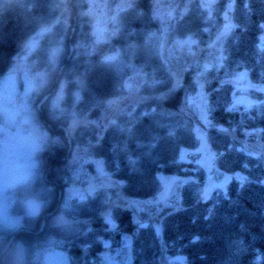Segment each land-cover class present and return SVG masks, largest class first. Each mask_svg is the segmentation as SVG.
I'll return each instance as SVG.
<instances>
[{
    "label": "trees",
    "instance_id": "obj_1",
    "mask_svg": "<svg viewBox=\"0 0 264 264\" xmlns=\"http://www.w3.org/2000/svg\"><path fill=\"white\" fill-rule=\"evenodd\" d=\"M72 4L76 10L75 0ZM152 4L153 0H135L134 6L118 16L121 28L113 44L129 52L124 66L112 67L103 61L109 52L107 41L94 43L85 56L75 49L60 73L69 82L64 117L62 109L49 110L48 99L43 114L50 120L69 121L100 106L101 100L126 94L127 75L145 76L149 84L139 91L144 98L119 112L100 139L94 125L77 127L76 135L88 153L104 157L106 169L120 182V188L112 190L114 200L154 197L162 188L161 175L178 176L180 200L160 211L159 222L146 220L145 227L135 221L132 209L116 206L114 229L100 215L104 196L79 201L72 205L75 218L92 223L86 231L92 237L75 240L72 252L86 264H104L89 252L102 251L105 245L116 247L120 235L129 233L131 264H264V155L255 156L242 143L246 131L260 129L264 134V106L254 104L244 111L231 108L232 84L227 81L245 71L253 82H264V0H213L209 8L201 7L204 3L199 0H182L180 5L186 10L164 23L172 53L165 47L163 56L155 43L161 24ZM64 6V0H0V79L20 57L32 69L48 71L50 50L61 39L64 43ZM226 26L230 32L222 42L221 63L206 64L204 60L215 61L207 51ZM40 32L37 45L26 52L25 45ZM188 37L195 40L199 60L191 59L184 45H175L176 40ZM178 68L182 69L179 83L174 76ZM50 90L49 86L39 96ZM192 94L210 102L204 133L217 169L239 172L245 178L232 179L226 191L206 199L197 192L202 174L191 171L194 163L180 159L184 149H196L201 142L195 128L197 113L190 107ZM255 94L262 97L258 91Z\"/></svg>",
    "mask_w": 264,
    "mask_h": 264
},
{
    "label": "flooded vegetation",
    "instance_id": "obj_2",
    "mask_svg": "<svg viewBox=\"0 0 264 264\" xmlns=\"http://www.w3.org/2000/svg\"><path fill=\"white\" fill-rule=\"evenodd\" d=\"M73 1L74 0L64 1L67 5V7L64 6V27L67 24L70 26L68 28L69 34L67 38L68 51L66 53V56H64V60L60 65V67L62 65L65 66L66 63L65 60L67 59L69 54V47H70L69 36L71 34V30L73 27L74 30L71 38V44L73 46L72 54L74 53L75 49H78V50H82L83 51L82 53L85 56L88 54L89 49H94V45H93L94 43L98 45L99 43H102V40H104L106 37H108V39L106 38L107 41L106 47L108 49L119 46L117 44L114 45L113 42L115 41V37H116V32H117L116 29L121 28V26L118 21L116 24L118 26H114L111 20V17L113 16V13L115 11V7L117 6V0H100L99 4L95 3L94 5H88V6L86 2H84V0H75L76 10L72 6ZM132 1L133 2L130 7L134 6L133 4L135 3V0ZM154 1L155 0H153V4ZM153 4H152V12H153ZM90 7H91V13H87ZM176 12H177L176 15L180 14L178 10ZM162 27L163 26L161 25V30ZM105 28H107V30H109L110 33H114V34L112 35L109 34L107 36H104L103 33L97 34L98 30H102ZM75 34H76V40H73ZM112 54H113L112 52L110 53L108 52L106 55H112ZM24 59H25L24 57L17 58V61H21L17 65V68L19 67V69L11 68V70H19L21 72L22 79L24 82V89H25L26 67L25 64L22 63ZM116 59L109 62V64H111L112 67H115L117 63ZM31 73L32 75H35L36 71L33 69ZM113 75L115 76V74H111L110 77H112ZM128 78H130V75H127L125 77L124 87L127 83L130 82L129 84L130 94L131 95L140 94L139 91L143 90L145 87H143L142 84L139 82V77L133 76V79L131 81H128ZM0 81H2V78ZM68 84L69 82L64 78H61L60 74L59 75L55 74L54 80L51 84V90L49 91L52 93L51 95L49 92L45 94L48 95L47 99L49 100L58 91V89H60V92L62 90V95L60 96L63 100L62 104L60 105L62 109L61 111L62 117H64V102L66 101V99H64V95L66 96L67 94L66 89ZM0 88H1L0 90L1 93L4 96L3 102H7L8 106H10L11 109H15L16 107L19 108V104H20L19 102L20 100L23 99L24 92L22 93L21 96L17 98H10L5 94L4 90L2 89L1 82H0ZM125 88L128 92L129 88L128 89L127 87ZM78 94H79V98L77 99L78 101L79 100L81 101L82 97L80 96V93ZM126 95L128 94L127 93L124 94V96ZM43 97L44 96H42L39 99V101H41ZM121 97H111L109 99L101 100L100 106H92L90 109L86 110L84 114L88 115L92 111L94 112L98 109H101L102 106L106 104L108 106L110 103H113L114 101L121 99ZM39 101L38 102L36 101V96H35V101H34L35 103L33 106L35 108V121L33 122L39 126L40 130L44 131L47 134L48 141L47 143L43 144L39 155L38 156L36 155V159L39 162V167L37 169V174L35 179L30 184L21 185L15 190L14 195L16 197V203L12 208V211L14 213L23 215L22 213L23 202L24 201L34 202L37 205L36 212L38 214L32 218H27V217L25 218L24 223L26 227L23 230H21L19 233H17L15 238L19 240L24 239L23 241L27 240V243L30 245H39L43 242H50L54 248L62 249L63 251H66L70 255V264H74L76 261L74 252L76 250L74 249L73 246L74 244L71 245L69 244V242L75 241L77 239L91 238L92 235L86 233V231L89 229L92 223L89 222L87 219L82 220L83 223L87 224L86 229L85 230L82 229L81 231L74 233H69L68 228H61L54 225L53 218L60 214H63V216L67 220H75V221L81 220L75 218L77 212H74L73 206L77 202L82 200H78L77 196L69 200V193L74 188H75L74 192L77 193L82 191H89L90 189L84 190L85 187L87 185L90 187L93 186L92 190L94 192V195L92 197H95L96 198L95 200L97 199L101 200L102 197L104 196L106 199L104 209L100 212V215L103 219V223H105L107 227L109 228L111 227L113 229L116 228L117 226L116 219L113 216V208L116 206H120L122 208H128L130 210L132 209L133 214L135 216L134 208L132 207V202H131L133 199L126 197L125 202L126 203L129 202L126 205L115 204L112 206L113 208L109 207L110 204L114 203L113 201L114 198H111L113 194L112 190L119 189L120 182H118L115 178H113L110 175V172L106 169L104 157L99 156L95 153L94 154L88 153L86 146L80 143L79 136L76 135L77 127L94 125V124L92 123L78 124L75 130L70 134L69 130H67L70 120L64 121V118L61 120H53V119L50 120L46 115L44 116L45 113L43 114V104L45 101L38 106ZM137 104L138 102H136V105ZM119 107H120L119 109L117 107L114 108L112 115L117 110L118 112L127 110L129 106L125 108V106L120 105ZM36 110L39 113V118H40L39 121H36ZM54 110L56 109L54 108L53 111ZM3 121H4L3 119H0V122ZM111 122H109L105 130L109 127ZM94 126L97 129V135L98 138L100 139L104 132H102L101 131L102 129L99 128L98 126L96 125ZM66 133H68L69 138H67ZM95 180L97 184L96 187H94V184H91ZM102 181L111 182V184L116 182L117 185L111 186L110 184V186L108 185L107 188H104V183ZM105 192H108L107 195ZM110 193L111 195H109ZM106 216L112 220L113 222L112 225L106 223V219H105ZM139 220L142 221L143 219L141 218ZM109 228H107V230H109ZM109 233L108 236L110 237L114 235L113 233L112 234ZM128 237L131 238V234L122 233L120 235L119 244L118 246L115 247V249L121 251L122 248H124L125 250H128L130 253L131 243L129 244V247L123 246L124 241ZM84 247L85 250L83 252L85 253L86 246ZM73 249L74 252H72ZM102 251L107 253L111 252L110 249L108 251H106L105 249ZM102 251H97L94 253H91L89 251L88 252L90 254L95 255L96 258L99 257V260H97L98 262L101 261L100 255ZM107 259H109V257H107ZM119 260H121V258ZM92 261H95V258L92 259ZM119 263H121V261ZM124 264H131V253L127 256V259L124 261Z\"/></svg>",
    "mask_w": 264,
    "mask_h": 264
},
{
    "label": "rangeland",
    "instance_id": "obj_3",
    "mask_svg": "<svg viewBox=\"0 0 264 264\" xmlns=\"http://www.w3.org/2000/svg\"><path fill=\"white\" fill-rule=\"evenodd\" d=\"M60 1V0H59ZM65 1V0H64ZM188 0H186L187 2ZM191 1V0H189ZM203 3H208L211 5L213 0H199ZM86 2L87 6L88 5H94L95 3L99 4L100 0H84ZM132 0H117V6L115 7V11L113 13V16L111 17L112 24L114 26H118L117 24V17L119 14L124 13L126 10L130 9L128 5L132 4ZM182 0H155L153 4V15L159 18L160 24L163 26L162 30L159 31V34L155 37L156 39V44L157 47L163 56L165 53V47L167 53H172V47H167L170 44L166 43V31L165 30V22H170V19L173 18L177 14V10L179 11L180 15L186 10V6L182 7L181 4ZM187 5V4H186ZM87 13H91V7L88 9ZM56 22H61L60 17H58V20ZM70 25H65V34L64 38L67 35V31ZM119 29V28H118ZM116 29V30H118ZM161 29V27H160ZM229 26H226V28L220 33V35L216 38V42L210 44V48L207 51L208 53H212L215 56V61L212 60H204L206 64H213L214 62L216 63H221L222 61V42L223 40L227 37L229 34ZM42 32L34 35V37L30 40L35 41V46L38 43V38L40 37ZM103 33L104 36L107 35H112L114 33H110L107 28L98 30L97 34ZM107 33V34H106ZM73 35V34H72ZM108 39V37H106ZM106 38L103 41H106ZM29 41V42H30ZM65 41V39H64ZM263 42V40H262ZM66 43H63V39L59 41V44L57 46H54L53 48H58V52L55 55L54 63L50 62L48 58V64L50 65L47 69L43 70H35L36 74L32 75V65H30L28 62H26V59L22 61L23 64H25V89L23 90V99L20 100L19 108L11 109L10 106H8L7 102H3V94L0 91V119H3V122H0V137H5L9 138L17 134L21 129H20V118L21 114L25 115H30L32 118V121H35V108L34 106V101H35V96H36V101L38 102L39 99L41 98L39 95L48 89V87H51V75L54 71L58 70L61 64V61L64 56H66V53L68 50H66L65 47ZM175 45L177 47L184 45V48L186 50H189V55L191 59L194 60H199L198 55V48L195 43V40L188 37L184 39H178L175 42ZM52 48V49H53ZM109 53L112 52L113 54H118L117 55V63L118 64H123L122 67L124 66L125 60L124 56H127L129 54L128 51L122 50L119 46H116L115 48H109ZM192 50V52L190 51ZM134 51V49H133ZM159 53V54H160ZM106 56V55H105ZM22 58V57H20ZM129 61H132V57L130 59L128 58ZM21 61H17L14 63V66L12 67L13 69L17 68L18 63ZM23 68V67H22ZM19 69V67L17 68ZM177 73H174V76L176 78V82L179 83L180 81L178 80L181 76V71L179 68L175 69ZM19 71V70H17ZM59 71V70H58ZM58 74V73H57ZM130 79H133V76H138L139 77V82L142 84V86H146L149 83L147 82V79L145 76H140L139 74L136 73H131ZM44 76V77H43ZM129 79V78H128ZM1 80V79H0ZM146 80V82H144ZM227 81L232 84V90L229 98V103L230 107L235 109V110H242L244 109H249L252 105H256V107L259 106H264V82H253L250 77L248 76V73L245 71H238L236 72L232 77L227 78ZM1 82V81H0ZM127 83V85H129ZM200 85V84H199ZM144 86V87H145ZM65 87V85H64ZM129 88L126 96H122L121 99L114 101L113 103H110L108 106L107 104L102 106L101 109H98L96 111L90 112L88 115L84 114L82 116H73L72 119H70V123L68 125L67 130H69V133L71 134L76 126L78 124H88L92 123L99 128H101L102 132H104L105 128L108 126L109 122L113 121L118 112L113 113L114 108H120L119 106H125L128 107L132 105V103L138 102L141 98L143 99L144 97L141 96L140 94H130V87ZM1 90V88H0ZM256 91L260 92L262 97H254L256 94ZM58 93H60V89L49 99V105L48 108L49 110L51 109H61V104H62V98L59 97V102L54 103L57 101ZM65 94V93H64ZM163 93L160 95L162 96ZM67 96V94H66ZM66 96L64 95V99H66ZM40 97V98H39ZM79 98V94H78ZM40 102V101H39ZM5 103V105H4ZM209 100L206 99L205 97L203 99L197 98V95H191L190 96V107L197 113V119H196V134L200 138V146L196 149H184L182 151L180 159L182 161H189L187 158L188 154H191L192 152H201V157L197 159L196 161L192 162L195 165L191 167V171L202 174L201 176L203 177V183L200 184L197 187V192L201 198H209L215 194V192H221V191H226L228 183L234 179H245L244 176L239 173V172H225V171H220L217 169L215 163H214V154L210 150L204 130L206 129L208 125V118L205 114V110L207 107V104H209ZM112 104V106H111ZM34 110V111H33ZM80 117V118H78ZM36 121H39V113L36 110ZM246 138L244 136V139L242 140V143L244 146H246L249 149H252L253 153H255V156L260 157L261 155H264V134L260 129H256L253 131H246ZM40 151L37 152V156L39 155ZM109 177V176H108ZM191 178H198V176H190ZM227 177V180L225 179ZM162 180V188L161 190L154 196L148 199L144 200H138V199H133L132 202V207L134 208L135 212V221L142 223V225H146V220H155L159 222V217L158 214L164 207L168 206H175L176 203L174 201H179L180 200V179L178 176L175 175H161L160 176ZM189 179V177H188ZM190 180V179H189ZM104 183V188H107V186L111 184V182L107 181H102ZM91 184H94V187L97 186L96 180L93 181ZM117 183L111 184V186H115ZM90 189L89 191H82V192H74L75 188L69 193V200H71L73 197L77 196L78 200H85L88 197H92L94 195L93 192V186H86L84 190ZM106 195L108 192H105ZM89 194V195H87ZM111 195V193L109 194ZM113 204H110L109 207L113 208L112 206L115 204H121V205H126L129 202H125V197H121L117 200H114ZM23 213V212H22ZM143 219L140 221L139 219ZM70 223L68 225V232L69 233H74L81 231L82 229L85 230L87 227L86 223H83V221H75V220H68ZM87 221V220H85ZM69 244H74L75 246L76 241H70ZM130 244V238L128 237L124 243L123 246L129 247ZM72 246V247H73ZM71 247V246H70ZM104 249L108 251L110 249V253L101 252L100 259L101 262L104 264H124V261L127 259V256L130 254L128 250H125L122 248L121 251L118 249H115V247L111 245H105ZM109 257V259H107ZM121 258V260H119ZM91 263L94 262L90 260ZM121 261V263H119ZM170 261V260H169ZM167 260V262H169ZM181 261V259H180ZM171 264V261L169 262ZM74 264H86L85 262H81L80 259H76Z\"/></svg>",
    "mask_w": 264,
    "mask_h": 264
},
{
    "label": "clouds",
    "instance_id": "obj_4",
    "mask_svg": "<svg viewBox=\"0 0 264 264\" xmlns=\"http://www.w3.org/2000/svg\"><path fill=\"white\" fill-rule=\"evenodd\" d=\"M20 121L17 134L0 137V264H70L69 258L50 242L30 245L15 238L26 227L25 218L38 214L37 205L29 201L23 202V215L12 211L15 190L35 179L39 167L37 152L48 141L47 134L30 115L21 114ZM53 223L67 228L70 222L60 214L53 218Z\"/></svg>",
    "mask_w": 264,
    "mask_h": 264
},
{
    "label": "water",
    "instance_id": "obj_5",
    "mask_svg": "<svg viewBox=\"0 0 264 264\" xmlns=\"http://www.w3.org/2000/svg\"><path fill=\"white\" fill-rule=\"evenodd\" d=\"M73 30H74V27L72 28L71 30V35L69 37V43H70V47H69V54H68V57L67 59L65 60V62L68 61L69 57L71 56L72 52H73V46L71 44V38H72V34H73ZM63 66L62 65L60 67V70L58 72L57 75H59L63 69ZM132 79H128V81H131ZM1 86H2V89L4 90L5 94L10 97V98H17L19 96L22 95L23 93V90H24V82H23V79H22V74L20 71H17V70H13L9 73H7L3 79H2V82H1ZM48 95H45L41 101L39 102L38 106L43 103L46 99H47ZM67 138H69L68 134H66ZM201 156V153L199 152H192L191 154H188L187 155V158L191 161V162H194L196 159L200 158ZM58 251L61 253V254H64L66 255L69 260H70V255L66 252V251H63L62 249H58Z\"/></svg>",
    "mask_w": 264,
    "mask_h": 264
},
{
    "label": "snow or ice",
    "instance_id": "obj_6",
    "mask_svg": "<svg viewBox=\"0 0 264 264\" xmlns=\"http://www.w3.org/2000/svg\"><path fill=\"white\" fill-rule=\"evenodd\" d=\"M128 6L130 7L131 5H128ZM201 7L209 8V7H211V5L208 4V3H204V4L201 5ZM262 39H264V38H262ZM34 46H35V41L34 40L28 42L25 45L26 52H30ZM57 52H58V48H53V49L50 50V53H49L50 62L54 63L55 55H56ZM117 55L118 54L106 55V56L103 57V60L105 62H111V61H113V60H115L117 58ZM206 67H207V65H206ZM125 87H130V85L126 84ZM61 95H62V90H61L60 93H58L57 101H55L54 103H58L59 102V97ZM113 123H114V121H113ZM225 179L227 180V177ZM105 219H106V223H108L109 225L113 224L112 220L110 218H108L107 216L105 217ZM141 227H145V225H141ZM157 231H159V229H157Z\"/></svg>",
    "mask_w": 264,
    "mask_h": 264
}]
</instances>
